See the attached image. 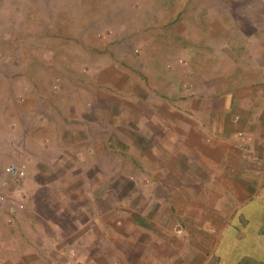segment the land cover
<instances>
[{"label": "rangeland", "instance_id": "obj_1", "mask_svg": "<svg viewBox=\"0 0 264 264\" xmlns=\"http://www.w3.org/2000/svg\"><path fill=\"white\" fill-rule=\"evenodd\" d=\"M261 51L264 0H0V264H24L36 242L30 228L63 208L68 247H46L32 261L79 264L77 213L90 209V197L94 208L108 209L111 200L119 210L126 202L143 209L155 190L173 186L157 183V165L142 153L130 160L140 140L132 142L130 131L157 116L158 99L208 96L204 79L223 66L244 73L245 60ZM167 77L177 83L166 87ZM62 128L68 141L60 149ZM52 149L60 151L54 168ZM72 161L78 168H69ZM9 164L25 170L20 191ZM149 235L157 240L134 232L137 252Z\"/></svg>", "mask_w": 264, "mask_h": 264}, {"label": "crops", "instance_id": "obj_2", "mask_svg": "<svg viewBox=\"0 0 264 264\" xmlns=\"http://www.w3.org/2000/svg\"><path fill=\"white\" fill-rule=\"evenodd\" d=\"M227 53L229 63L231 53ZM255 57L245 60L244 73L234 71L236 66H223L215 70L212 81L204 79L208 96L158 99L160 107L153 111L157 116L143 120L141 130L130 131L132 142L140 136V145L138 139L131 144L130 160L142 153L157 165V183L173 186L164 193L155 190L154 202L143 209L126 202L119 210L111 200L108 209L94 208L95 199L90 197V209L77 213L84 239L78 243L79 264H264V51ZM165 81L166 87L177 83L169 77ZM57 136L63 149L68 141L63 128ZM51 152L48 161L54 168L60 151ZM66 163L69 168L79 166ZM162 199L167 204H159ZM65 213L67 208L53 210L45 220L36 221L43 222L29 230L36 245L26 248L29 254L22 263L42 260L40 252L46 247H68L72 227L69 220V225L61 222ZM146 221L160 225H145ZM138 229L157 234V240L153 235L145 237L140 253L133 247ZM100 232L108 235L106 244L99 240Z\"/></svg>", "mask_w": 264, "mask_h": 264}, {"label": "built area", "instance_id": "obj_3", "mask_svg": "<svg viewBox=\"0 0 264 264\" xmlns=\"http://www.w3.org/2000/svg\"><path fill=\"white\" fill-rule=\"evenodd\" d=\"M6 172L8 173L10 180L15 183L17 190L20 191L23 182L22 180L25 177V170L15 164H9L6 167ZM4 199V194L0 193V201L2 202Z\"/></svg>", "mask_w": 264, "mask_h": 264}]
</instances>
